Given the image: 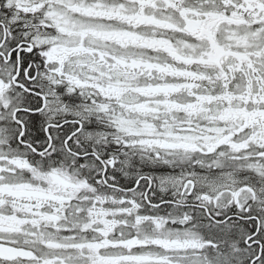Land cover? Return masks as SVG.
Masks as SVG:
<instances>
[{"label":"snow or ice","instance_id":"obj_1","mask_svg":"<svg viewBox=\"0 0 264 264\" xmlns=\"http://www.w3.org/2000/svg\"><path fill=\"white\" fill-rule=\"evenodd\" d=\"M0 264H264V0H0Z\"/></svg>","mask_w":264,"mask_h":264}]
</instances>
